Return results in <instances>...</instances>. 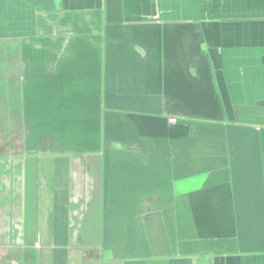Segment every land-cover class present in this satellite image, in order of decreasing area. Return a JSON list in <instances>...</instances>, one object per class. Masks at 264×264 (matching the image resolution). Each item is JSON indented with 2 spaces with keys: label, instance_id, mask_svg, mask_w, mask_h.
I'll return each mask as SVG.
<instances>
[{
  "label": "crops",
  "instance_id": "crops-1",
  "mask_svg": "<svg viewBox=\"0 0 264 264\" xmlns=\"http://www.w3.org/2000/svg\"><path fill=\"white\" fill-rule=\"evenodd\" d=\"M0 264H264V0H0Z\"/></svg>",
  "mask_w": 264,
  "mask_h": 264
}]
</instances>
